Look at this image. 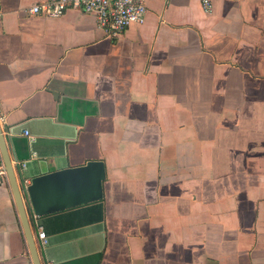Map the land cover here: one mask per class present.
Returning a JSON list of instances; mask_svg holds the SVG:
<instances>
[{
  "label": "crops",
  "instance_id": "obj_1",
  "mask_svg": "<svg viewBox=\"0 0 264 264\" xmlns=\"http://www.w3.org/2000/svg\"><path fill=\"white\" fill-rule=\"evenodd\" d=\"M49 1L0 0L2 135L18 181L106 179L41 217L24 197L41 264H264V0H146L117 35ZM0 264H34L1 149Z\"/></svg>",
  "mask_w": 264,
  "mask_h": 264
},
{
  "label": "water",
  "instance_id": "obj_2",
  "mask_svg": "<svg viewBox=\"0 0 264 264\" xmlns=\"http://www.w3.org/2000/svg\"><path fill=\"white\" fill-rule=\"evenodd\" d=\"M0 149L33 263L41 264L24 197L37 217L99 201L103 198L105 164L101 160L89 161L35 176L26 183L24 175L20 174L19 181L16 177L1 128Z\"/></svg>",
  "mask_w": 264,
  "mask_h": 264
},
{
  "label": "built area",
  "instance_id": "obj_3",
  "mask_svg": "<svg viewBox=\"0 0 264 264\" xmlns=\"http://www.w3.org/2000/svg\"><path fill=\"white\" fill-rule=\"evenodd\" d=\"M200 1L207 11L213 10V0ZM69 7L81 8L85 12L94 14L99 25L112 35H117L131 24H142L147 15L146 0H52L34 5L30 11L48 17H59ZM38 238L43 244L47 242L46 233L41 227Z\"/></svg>",
  "mask_w": 264,
  "mask_h": 264
}]
</instances>
